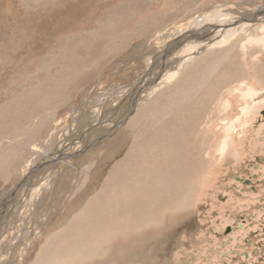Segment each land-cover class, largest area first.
<instances>
[{
	"label": "rangeland",
	"instance_id": "374dc122",
	"mask_svg": "<svg viewBox=\"0 0 264 264\" xmlns=\"http://www.w3.org/2000/svg\"><path fill=\"white\" fill-rule=\"evenodd\" d=\"M263 5L264 0H0V105L10 103L13 96L24 90L34 88L40 93L37 96L35 92L30 93L34 96L33 101L47 108L42 111L44 107L40 106L36 114L32 110L30 114L29 110L22 113L26 118L19 121L27 125L28 131L35 127L38 118L43 123L47 119L45 127H38L41 130L39 136L30 144H24V149L22 146L20 149L19 134L6 131L0 138V161L12 154L6 144L13 143L16 149L12 151L18 156L14 161L17 165L8 168V172L4 166L0 167V256H4L0 263L29 264L39 246L49 243L60 230L61 217L68 204L73 202L72 194L80 182L84 181L77 192L91 196L108 168L124 155L128 140H133L136 133L139 136L152 125L156 126L161 114L171 115L173 110H169L168 105L160 108L161 104L165 105L167 100L170 103L171 96L177 102L187 99L188 93L183 89L192 84L193 89L199 90L195 104H192L194 109L199 107L196 111L201 117L199 126L205 128V141L201 146H205L203 152L206 150L207 156L203 153V157L206 156L209 163L194 184V203L184 212H167L164 228L120 238L118 246L122 250H119V262L115 264H264V44L247 41L248 37L261 33L257 27L262 22L258 18L264 17ZM219 9L232 18H238L246 11L259 12L262 16H256L257 20L249 17L248 21L254 19L255 25L249 24L245 32L234 29V33L221 37L215 46L213 43L204 49V55L194 57L183 73L165 81L163 84L170 85L171 90L167 92L159 87V95L153 93L155 100L148 108L150 114L154 108L160 111L136 124L129 118L120 126L112 141L122 142L119 148H109L111 142L103 143V148L96 146V152L101 154L98 158L91 155L88 160L90 175H87L90 178L86 179V174L78 172L80 179L75 178L73 183L69 181L73 187L70 186L66 197L60 200L61 195L57 193L60 174L46 175L50 176L46 182L39 177L35 181L37 184L29 189V186H22L28 184L27 178L35 166L42 164L44 152L41 150L51 152L56 149L65 139L67 130L66 136L71 132L76 135L81 126L77 134L80 136L77 140H80L85 136L92 138L105 124H112L119 108L108 110V115L98 113L94 116L85 110L96 94L121 83L133 85L132 82L149 71L147 66H150L151 57L160 50L162 53L168 50L164 49L167 41L181 40L194 21L201 16L212 18L211 13ZM230 9L232 12H227ZM108 21L112 24V29L106 31L109 36L102 33L99 40L100 25ZM209 21H205L206 25ZM84 34L90 35L91 44L106 45L104 51H109L100 54L103 47H95L90 57L77 60V64L66 63L69 61L64 59L68 44L78 42L81 35L86 38ZM242 42L244 47H241ZM79 45L76 49L83 52L84 44L80 42ZM174 46L177 45L171 47ZM98 53L100 57L97 58ZM92 58H96L95 61ZM166 62L168 64L170 59ZM201 81L203 85L198 84ZM247 86L262 94L257 99L261 103L256 109L246 104L252 99L242 96ZM63 90H67V94ZM210 94L213 97L208 100L205 110L200 99ZM190 95L193 96L191 92ZM225 99L230 104L224 108ZM243 106L250 114L242 117L238 131L232 133L231 142L222 156L217 151L224 135L221 127L234 119ZM78 108L81 110L74 115ZM204 122L208 123L206 127ZM77 123H81L80 126ZM86 146L83 147L85 153L94 148ZM245 179L249 184L243 182ZM15 189L24 190L22 198L12 194ZM70 198L72 202H68ZM19 243L23 246L31 243L22 252H27L25 259L9 247L11 244L18 249Z\"/></svg>",
	"mask_w": 264,
	"mask_h": 264
},
{
	"label": "bare ground",
	"instance_id": "6f19581e",
	"mask_svg": "<svg viewBox=\"0 0 264 264\" xmlns=\"http://www.w3.org/2000/svg\"><path fill=\"white\" fill-rule=\"evenodd\" d=\"M219 11L220 9L215 11V13H211L212 18H206L205 16H201L198 19L196 18L197 20L192 23L190 30L184 33L185 35L181 40H173L170 43L167 41V43L164 44V49L168 50L163 53L162 50H160L161 52L159 51L156 55H153L151 60L148 61L150 66H147V68L149 71L145 72L139 79L137 78V81L135 80L132 82L133 85L121 83L118 86H114L109 91L98 93L99 95H95L94 93L95 97L90 101L92 104H90V106L87 105L85 110L88 111L87 113H89V115L91 114V116H94L98 113L99 115L107 114V111H110V109L114 107L117 109L119 108L118 114L114 116L115 119L112 124H105L103 130L95 133L93 137L90 135L92 138H85L87 137L85 136L77 140L80 138L78 135L80 132L79 130H81V123H77L78 126H80L77 129L78 135H73L71 132L70 134L73 135L72 137H70V134L66 136V134L69 133L67 130L64 136L66 141L64 139L62 144H59L56 149L51 152L46 150L43 151V149L41 150L44 152L42 157L43 161L41 160L42 164L36 165V168L34 167L35 169L30 172L27 178V186H22H29V189L33 184H37L35 181L39 177L44 180L43 182H46L49 181L47 178L50 177H46V175L56 173L60 174L57 192L58 195H61L59 199L61 200L66 197V193L70 189V186H72L69 181L73 183L75 178H79L78 172H83L86 175L90 173L89 169L87 170L88 160L91 155L100 156L101 154L96 152V146H101V148H103V143L107 144V142H111V144L109 143V148H119L122 142L112 141L115 140V131L119 129L120 126L130 119L136 124L141 119L153 116L155 115L154 112L160 111V109L157 110L154 108L152 109L154 110L153 113L150 114L151 112L149 113L148 108L149 106L152 107L153 100H155V98L153 99V93L155 92V94L157 93L159 95L157 92L159 87L167 92L171 90L170 85L163 84L165 81L169 82L180 73H183L185 71L184 69L187 68L186 65L190 64L189 62L192 61L194 57H199L202 54L204 55V49L213 43L215 46V43L219 41L221 37H225V35L229 33H234L236 29H239V32H245L249 29L250 25H255L254 19H249L251 22L248 21L249 17L255 18L259 15L264 16V12L261 15L258 14L259 12L254 14L246 11L243 12V15H239L238 18H232V16L222 13V9L220 12ZM227 12H232V10L230 9ZM233 12L237 14V10ZM244 14L251 15L244 16ZM206 20H210V24L208 23L209 25H206ZM259 20H262V22L260 21L258 23L259 25L257 28L261 33L258 36L254 34V36L248 37V42L255 40L264 44V17H259L258 21ZM242 23H247L248 26H244ZM111 25V21H108V23L103 22V24L100 25L101 34L99 37H96L100 40L102 33H105V36H109L106 35V31L109 28L112 29ZM84 35H86V38H83V35H81L79 36L81 38L78 39V42L68 44L64 59L69 61H66V63H76L77 60L90 57L92 55L91 50L95 47H103V50L100 48V54L109 51H104L106 45H100L98 42L91 44L90 35ZM79 40H82L80 42L84 44L83 52H79L76 49L80 44ZM172 45L177 46L171 47ZM241 47H244V42L241 43ZM99 53L96 54L95 57H100ZM167 58L170 59L168 64L166 62ZM92 59L95 61L96 58ZM66 66L68 67V64ZM70 81L71 82L68 83L69 85L72 83V80ZM198 84L203 85V81ZM164 85H166V87H164ZM196 85L197 84H195V87ZM190 86H192V84L183 89L184 93H188L187 99L177 102L174 101L171 96L169 98L170 103L167 100L165 105L161 104L160 108H164L168 105V109L173 110L171 115H165L166 112L163 113L161 110L163 114L157 119L159 123L156 126L152 125L145 133L139 134V136L136 133V136L131 138L133 140H128L130 142L124 155L117 158L111 167L108 168L100 186L92 190L93 193L91 196L86 197V194H83V192H77L82 185L81 183L84 181L80 182L78 188L75 189L76 194H72L73 202L70 201L71 198L68 200V202L72 203H69L64 210L66 213L61 217L63 224L60 226V230L57 231V234L52 237L49 243H43L39 246L38 252L30 260L29 264H115L116 261L119 262L117 260L119 256L117 255L119 254V250H122L121 247L118 246L120 238L127 239L136 234H145V232L147 233L164 228L166 226L164 217L167 212L181 213L193 205V193L196 188L194 184L199 180L201 172L206 166L208 167L209 163L207 162L208 160H206V150L203 152L205 146H201V142L205 141V128L199 126L201 125V117L200 114L196 112L199 107L194 109L192 104L195 102L194 98L197 92L199 93V90H197L198 88L195 90L193 89L194 86ZM63 91H65V93L67 92V90ZM32 92H35V96L40 93L38 89L30 88L13 96L10 103L6 102V104L0 105V138H3L1 135H4L6 131H11L12 134H19L20 149L22 147L24 149V144H30L32 139L39 136L41 130H38V127H45L47 121V119L44 118L45 123H43L38 118L34 125L35 127L32 130L29 129V131L26 128L27 125L19 121V119L22 120L26 118V116H22L24 111L29 110L28 114H30V110H32V112L36 114L40 106L44 107L42 111L46 108L44 105H38V103L33 101L34 96L30 94ZM190 92L193 96L190 95ZM201 93L202 92H200V95H204ZM23 94L29 95L23 97L21 96ZM211 96L210 94V96L208 95L202 100L199 98L205 106V110L208 108L207 104ZM242 96L249 100L252 99V101L246 102V104L251 105L254 109L261 103V100L257 99L262 97V94L250 86L246 87ZM262 100H264V98ZM120 103H122L121 106L118 105ZM33 104L35 105L33 106ZM229 104L230 103L225 99L222 103V107L225 108ZM9 105L11 106L9 107ZM80 110L81 108H78L74 115ZM190 110H195V112H190ZM209 112L210 111H206V113ZM249 114L250 110H247V108L243 106L234 119L230 120L228 123L226 122L221 127V131L224 135L217 147V151L222 156L226 151V146L231 142L232 133L238 131L240 120L243 116ZM204 123L206 127L208 123ZM73 126H75V124H73ZM199 136L201 139H197ZM6 145L8 149L11 150L12 154H10L5 161H0V167L4 166L8 172V168H13L17 165V163H15L17 154L15 151H12L15 148L13 143ZM85 145H87V148L89 147L88 149L93 146L94 148L93 150H89V152L87 151L88 153H85L84 150L86 149H83ZM5 152L7 151L5 150ZM203 153L206 154L205 159ZM89 175H87L86 179L90 178ZM23 191L24 190L21 189H15L12 194L22 198ZM10 198L11 195L8 199ZM7 205H10V203L8 202ZM10 214L16 215L15 212H11ZM64 220H66V222ZM239 226L242 227L241 224H239ZM37 227L38 225L35 228ZM29 245H31V243H24V246L22 243H19L18 249L11 247V244L9 247L12 252L15 251L20 253V256L25 259L27 252L25 254L22 252L26 251ZM3 257V255L0 256V261ZM5 264H10V262L7 261Z\"/></svg>",
	"mask_w": 264,
	"mask_h": 264
},
{
	"label": "water",
	"instance_id": "95a60500",
	"mask_svg": "<svg viewBox=\"0 0 264 264\" xmlns=\"http://www.w3.org/2000/svg\"><path fill=\"white\" fill-rule=\"evenodd\" d=\"M243 182H244L245 184H249V180H248V179H245ZM226 230L229 231V228L226 229Z\"/></svg>",
	"mask_w": 264,
	"mask_h": 264
}]
</instances>
